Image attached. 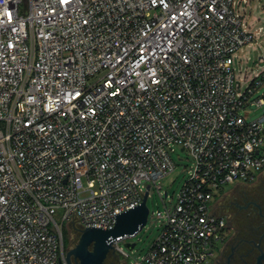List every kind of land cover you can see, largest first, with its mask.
Here are the masks:
<instances>
[{"label":"built area","instance_id":"built-area-1","mask_svg":"<svg viewBox=\"0 0 264 264\" xmlns=\"http://www.w3.org/2000/svg\"><path fill=\"white\" fill-rule=\"evenodd\" d=\"M250 3L0 0V264H60L66 228H112L153 186L162 231L135 264H210L215 195L264 169V112L242 115L264 70L233 67ZM175 147L192 166L172 203Z\"/></svg>","mask_w":264,"mask_h":264},{"label":"rangeland","instance_id":"rangeland-1","mask_svg":"<svg viewBox=\"0 0 264 264\" xmlns=\"http://www.w3.org/2000/svg\"><path fill=\"white\" fill-rule=\"evenodd\" d=\"M235 10L242 15L244 20L249 24L250 31L253 32L256 37L255 42L249 47H245L237 52L233 58V67L236 70L237 77H242L244 82L247 80V84H250L252 80L264 70V0H251L249 5H237ZM260 91H264V86ZM256 97L257 95L253 98ZM263 112L264 107L249 106L242 111V115L246 116L248 120H253ZM173 159L176 165L174 171L163 179H160L157 186H161V191L169 192L171 195V202L175 203L178 193L192 166V158L189 156V153L181 147H175ZM236 185L237 184L226 185L215 195L217 207H219L223 197L227 195L231 189L236 187ZM147 206L150 214L146 226L137 235L127 240L128 242L136 244L134 250L130 251L125 247L126 241L118 243V247L127 253V255L118 251L117 248L116 250H112L118 255L122 264H135L137 260L145 256L150 245L159 237L162 231V224L158 222L154 214L157 210H164V204L156 186H153L151 189V195L148 198ZM66 231L67 228L65 229V232ZM73 244L72 240V245ZM63 248V256H65L66 248L64 244ZM216 248L219 250L221 244H217ZM118 253H120V255ZM63 264H65V261H63Z\"/></svg>","mask_w":264,"mask_h":264},{"label":"flooded vegetation","instance_id":"flooded-vegetation-1","mask_svg":"<svg viewBox=\"0 0 264 264\" xmlns=\"http://www.w3.org/2000/svg\"><path fill=\"white\" fill-rule=\"evenodd\" d=\"M216 213L225 218L227 229L210 264H264V169L251 182L238 183L231 189L216 206ZM80 235V229L75 228L70 243L65 245L62 262H66L67 253L77 245ZM69 264H79L78 258L72 255ZM103 264L122 263L110 250Z\"/></svg>","mask_w":264,"mask_h":264},{"label":"water","instance_id":"water-1","mask_svg":"<svg viewBox=\"0 0 264 264\" xmlns=\"http://www.w3.org/2000/svg\"><path fill=\"white\" fill-rule=\"evenodd\" d=\"M150 186H148V190ZM149 192L146 191L143 202L120 213L114 214L115 225L112 228L90 226L80 229V238L77 245L66 255L69 264L73 255L79 264H103L110 250H116L115 245L126 241L125 247L132 251L136 244L127 240L137 235L146 226L149 208L147 206ZM62 260L60 264H62Z\"/></svg>","mask_w":264,"mask_h":264},{"label":"trees","instance_id":"trees-1","mask_svg":"<svg viewBox=\"0 0 264 264\" xmlns=\"http://www.w3.org/2000/svg\"><path fill=\"white\" fill-rule=\"evenodd\" d=\"M75 230V228H70V229H67V231L63 232V241H64V246L66 245L67 242L70 241V238H71V235L73 233V231ZM70 243V242H69Z\"/></svg>","mask_w":264,"mask_h":264}]
</instances>
